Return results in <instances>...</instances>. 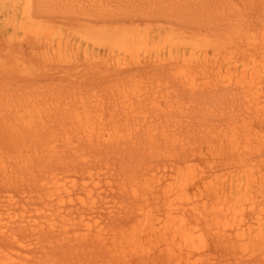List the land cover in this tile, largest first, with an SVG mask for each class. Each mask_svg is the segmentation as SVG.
<instances>
[{"label": "rangeland", "instance_id": "374dc122", "mask_svg": "<svg viewBox=\"0 0 264 264\" xmlns=\"http://www.w3.org/2000/svg\"><path fill=\"white\" fill-rule=\"evenodd\" d=\"M215 194L244 226L203 227L182 264L264 231V0H0V264H163L148 219Z\"/></svg>", "mask_w": 264, "mask_h": 264}, {"label": "bare ground", "instance_id": "6f19581e", "mask_svg": "<svg viewBox=\"0 0 264 264\" xmlns=\"http://www.w3.org/2000/svg\"><path fill=\"white\" fill-rule=\"evenodd\" d=\"M86 122H82L79 118H77L78 125H84ZM216 145H211V150H216ZM233 155V154H232ZM234 156V155H233ZM137 165L133 167L129 171L127 178L133 177L136 178L133 173L142 172L143 169L148 170V168L154 167L155 161L150 159L146 154H143L139 157ZM82 166V165H81ZM80 167V166H79ZM138 167V168H137ZM78 168V164L73 166V169ZM87 169V167H85ZM133 175V176H131ZM92 178V177H90ZM30 187L32 189L37 190V186L43 187L46 189L58 188L59 182L54 174L50 176H44L39 180L30 181ZM184 181L180 183L183 184ZM231 188V187H230ZM185 189V187H181L180 190ZM53 194H44V196H40L42 198L41 204L47 206L51 201L50 197ZM214 199L205 200L202 202V208L193 206L195 202L188 201L187 199L181 200L178 205V209L176 208L167 209L164 205V208L160 210V214L156 215L148 219V226L151 231H161L165 236L166 240L168 239L169 244H175L177 247L176 251H170V249L164 248L165 257L163 259V264H182L183 257L188 256L191 251L195 248H198V242L196 241V236L199 237L200 230L203 227L207 226L208 228L215 227L218 228L220 226H226L227 222L231 224L232 229H240L244 226V213L242 212L243 207L241 208L240 215H229L231 211H229V204H227V199L220 200L216 194L213 196ZM58 203H62L63 200L61 197L57 198ZM172 202V201H171ZM173 204V202H172ZM248 208H251L252 219H255L256 223H260V221H264V212H260L258 210L252 209V203H249ZM254 210V212L252 211ZM143 207L139 204L136 205L135 208L129 211V215L131 218V222L135 224L140 223L143 219ZM192 215H187V214ZM251 213V214H252ZM197 215V216H196ZM193 216V217H192ZM200 216V217H198ZM250 218V217H249ZM3 226H0V228ZM228 230H231L228 229ZM228 230H224V235L222 239L226 242L227 256H225L226 264H244V259L240 256H236L238 254L236 249L241 248L242 245H245V241H251V244L254 240H257L261 247H264V231L259 230H251L248 233L246 238H241L242 232L235 234V241H232L230 233ZM1 233V231H0ZM256 241V243H257ZM217 243V242H216ZM179 251H183L182 256ZM3 264V263H1ZM4 264H12L11 262H5Z\"/></svg>", "mask_w": 264, "mask_h": 264}]
</instances>
